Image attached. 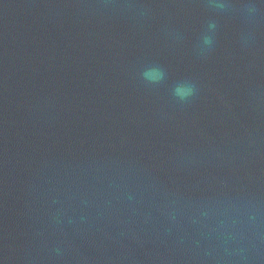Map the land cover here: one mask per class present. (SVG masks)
Returning a JSON list of instances; mask_svg holds the SVG:
<instances>
[{"label":"water","instance_id":"1","mask_svg":"<svg viewBox=\"0 0 264 264\" xmlns=\"http://www.w3.org/2000/svg\"><path fill=\"white\" fill-rule=\"evenodd\" d=\"M0 264H264V0H0Z\"/></svg>","mask_w":264,"mask_h":264},{"label":"clouds","instance_id":"2","mask_svg":"<svg viewBox=\"0 0 264 264\" xmlns=\"http://www.w3.org/2000/svg\"><path fill=\"white\" fill-rule=\"evenodd\" d=\"M208 6L214 10L223 11L228 7V0H207ZM254 10V9H250ZM217 29L215 21H209L207 28L201 35L200 44L198 45L199 54L203 55L206 52H210L214 44V34ZM167 77L166 70L159 65H154L147 68L141 73V78L146 86L157 87L162 85ZM198 92L197 84L190 80L185 79L178 82L172 88L173 97L181 104L190 102Z\"/></svg>","mask_w":264,"mask_h":264}]
</instances>
